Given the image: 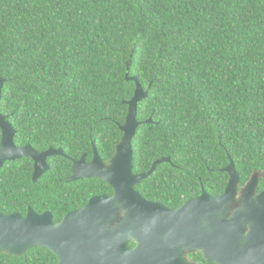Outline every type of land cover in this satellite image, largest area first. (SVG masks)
Instances as JSON below:
<instances>
[{
	"label": "trees",
	"instance_id": "1",
	"mask_svg": "<svg viewBox=\"0 0 264 264\" xmlns=\"http://www.w3.org/2000/svg\"><path fill=\"white\" fill-rule=\"evenodd\" d=\"M127 76L147 91L133 172L169 157L136 184L145 199L176 208L202 190L218 195L230 160L239 188L264 172V0H0V113L17 145L66 155L50 157L36 182L30 158L4 162L0 211L24 215L30 206L58 222L112 193L98 177L66 179L72 160H90L93 148L106 163L113 155L135 90ZM0 264H57V256L33 247L0 253Z\"/></svg>",
	"mask_w": 264,
	"mask_h": 264
},
{
	"label": "water",
	"instance_id": "2",
	"mask_svg": "<svg viewBox=\"0 0 264 264\" xmlns=\"http://www.w3.org/2000/svg\"><path fill=\"white\" fill-rule=\"evenodd\" d=\"M128 79L135 82V90L126 102L122 137L113 155L106 163L93 148L90 161L84 154L74 161L67 179L98 177L109 184L112 194L92 196L58 222L50 212L38 214L32 208L24 215L0 211V253L21 256L30 248L42 247L57 256V264H198L187 255L200 252L207 262L217 264H264V189L255 191L256 172L239 199V175L232 160L224 168L229 178L218 195L202 190L170 208L137 191L136 184L169 157L156 159L148 171L133 172L131 140L139 125L137 104L147 91L136 76ZM0 129V168L25 156L34 162L33 180H37L49 169L48 156L65 155L60 148L38 152L30 145L16 146V131L1 113Z\"/></svg>",
	"mask_w": 264,
	"mask_h": 264
},
{
	"label": "flooded vegetation",
	"instance_id": "3",
	"mask_svg": "<svg viewBox=\"0 0 264 264\" xmlns=\"http://www.w3.org/2000/svg\"><path fill=\"white\" fill-rule=\"evenodd\" d=\"M0 137H1V129H0ZM14 139V138H13ZM14 141V140H13ZM14 144L16 145V146H19V147H22V146H24V145H30V144H24V145H17L15 142H14ZM31 146V145H30ZM54 148V147H53ZM35 149V148H34ZM56 149H58V148H56ZM61 149V148H60ZM36 150V149H35ZM37 151V150H36ZM38 152H42V151H38ZM65 154V153H64ZM52 156H62V155H57V154H55V155H52ZM52 156H48L47 158H46V162H47V165L49 166V169H50V165H49V158L50 157H52ZM66 155H63V157H65ZM76 160H78V159H76ZM76 160H72V166H73V164H74V161H76ZM87 160V159H86ZM91 160V159H90ZM90 160H87V161H90ZM32 164H33V172H32V181L33 182H36L45 172H47L48 170H46L44 173H42V175L37 179V180H33V174H34V162L32 161ZM72 166H71V174H72ZM257 173V185H256V192H260V191H262L263 189H264V186L262 187V188H260L259 187V184H260V182H261V178L264 180V172H256ZM71 174H70V176H71ZM253 175V174H252ZM252 175L250 176V178L252 177ZM69 176V177H70ZM68 177V178H69ZM67 178V179H68ZM250 178L248 179V181L250 180ZM67 179H66V181H67ZM247 181V182H248ZM68 182V181H67ZM71 182V181H70ZM246 182V183H247ZM246 185V184H245ZM244 187V186H243ZM243 187H241V188H239V185H238V192H237V198L239 199L240 198V193H241V189L243 188ZM110 194H112V193H110ZM98 195H100V194H98ZM200 195V194H199ZM197 197V196H196ZM91 198V197H90ZM193 198H195V197H193ZM191 199V198H190ZM151 201H153V200H151ZM185 202V201H184ZM166 206V205H165ZM180 206V205H179ZM83 207V206H82ZM28 208H31L30 206H28ZM28 208H27V210H28ZM81 208V207H80ZM177 208V207H176ZM36 212V211H35ZM45 212H49V211H45ZM4 213V212H3ZM16 213H18V212H16ZM36 213H38V212H36ZM42 213H44V212H42ZM42 213H38V214H42ZM6 214H8V213H6ZM20 214V213H19ZM26 214V213H25ZM131 246V245H130ZM189 255V254H188ZM188 255H187V257H188ZM189 258V257H188ZM190 259V258H189ZM191 260V259H190ZM192 261V260H191Z\"/></svg>",
	"mask_w": 264,
	"mask_h": 264
}]
</instances>
